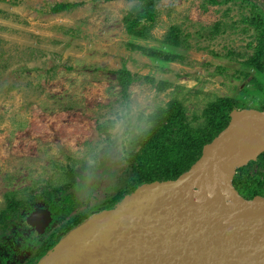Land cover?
I'll use <instances>...</instances> for the list:
<instances>
[{"label":"rangeland","instance_id":"rangeland-1","mask_svg":"<svg viewBox=\"0 0 264 264\" xmlns=\"http://www.w3.org/2000/svg\"><path fill=\"white\" fill-rule=\"evenodd\" d=\"M210 1L159 0L150 38L134 40L123 17L135 0H0V211L11 194L39 199L38 205L45 190L65 188L76 196L83 185L79 175H95L102 161L114 167L113 184L120 183L129 172V141L172 101L182 105L194 130L219 99L261 111L264 95L249 89L254 69L243 63L261 39L264 0ZM64 2L81 6L51 12ZM254 18L261 23H252ZM172 28L181 40L177 62L162 63L131 47L162 48ZM124 68L135 81L127 97L117 79ZM103 187L99 181L92 198L101 201ZM33 250L4 253L20 264Z\"/></svg>","mask_w":264,"mask_h":264},{"label":"water","instance_id":"water-1","mask_svg":"<svg viewBox=\"0 0 264 264\" xmlns=\"http://www.w3.org/2000/svg\"><path fill=\"white\" fill-rule=\"evenodd\" d=\"M264 154V111L235 110L201 158L73 229L39 264H264V198L234 188L239 168ZM49 213L32 224L42 233Z\"/></svg>","mask_w":264,"mask_h":264},{"label":"trees","instance_id":"trees-1","mask_svg":"<svg viewBox=\"0 0 264 264\" xmlns=\"http://www.w3.org/2000/svg\"><path fill=\"white\" fill-rule=\"evenodd\" d=\"M135 1L136 3L123 17L124 28L130 38L148 40L151 36L150 29L156 21V5L159 0ZM210 2L218 3L216 0ZM79 6H81L79 3L64 2L54 4L50 10L53 14H60L71 12ZM254 22L261 23L257 18L253 19L252 23ZM256 29L258 30L259 27L257 26ZM261 34L254 55L243 65L254 69V75L249 81L251 86L249 89L264 95V29ZM180 42L177 29L172 28L165 37L162 48L147 49L134 44L131 47L141 51L148 58L162 63H172L181 59V56L177 54ZM244 76L247 77L248 74ZM117 79L122 95L127 97L129 87L135 82L132 74L124 68L117 74ZM150 82L154 83V80ZM162 86L165 84H159L160 89H163ZM246 89L247 87L244 89L245 92ZM235 101L219 99L210 104L203 115L205 119L203 126L195 128L196 130L189 124L182 105L178 101H172L166 108H160L149 117L148 127L133 135L129 141L130 147L126 150L125 157L129 172L127 170L119 177L120 183L113 184L114 182L110 179L116 177L111 170L114 167L110 166V169L107 163L102 161L95 175L88 177L79 175L83 185L78 188L80 193L76 196L66 194L67 189L59 187L50 192L45 190L41 196L46 199L41 205L37 203L39 199L30 197L17 199L14 194L7 196L6 206L0 211V247L4 246L13 251L12 248L16 243L12 242L11 238L8 239L10 237L8 234L14 232L12 235L15 236V241L21 244V251L29 247L34 249L31 256L20 264H39L73 229L92 216L113 210L125 197L132 195L144 185L178 178L201 158L204 146L211 143L228 126L230 114L239 110ZM262 105L261 111L264 110V101ZM109 124L113 123L109 122ZM97 130L100 134L106 135L109 140L105 126H98ZM83 169L89 168L83 166ZM69 175L70 186H73L76 174L70 170ZM99 181L104 182L105 197L101 201L91 196ZM232 183L244 199L264 198V154L259 155L256 161H251L239 168ZM108 192L113 194L109 195ZM77 196H85V201L79 202ZM40 210L49 213L50 223L44 235H39L33 229L34 227L32 228V217ZM21 229H28L31 232L26 231L27 234L24 235ZM9 260L0 251V264H7Z\"/></svg>","mask_w":264,"mask_h":264},{"label":"flooded vegetation","instance_id":"flooded-vegetation-1","mask_svg":"<svg viewBox=\"0 0 264 264\" xmlns=\"http://www.w3.org/2000/svg\"><path fill=\"white\" fill-rule=\"evenodd\" d=\"M248 1H250V3H251V2L255 3L256 0H248ZM253 3H251V4H253ZM256 8H257V6H254L253 10H254V9L256 10ZM256 11H257V10H256ZM41 211H44V210H40V211H38V213H40ZM49 223H50V220H49ZM49 223H48V224H49ZM48 224H47V226H48ZM47 226H46V227H47ZM33 227H34V228H33ZM32 228H33V229H34L39 235L43 234L44 231H45V230H44L42 233H39V232L37 231L36 226H34V225L32 226ZM45 229H46V228H45ZM26 231L29 232V233L31 232L30 230L26 229V230H24V235L27 234ZM10 238H11L12 242L16 243V245L13 246V248H12L13 251L11 252L10 249L3 250V251H4V252H7L9 255L11 254V256H13V257H15V256H19L20 254H22V253L24 252L23 250H22V251L20 250V248H21V244H20L19 242H16V241H15V239H16L15 236L12 235V236H10L8 239H10ZM8 239H7V240H8ZM7 243H9V241H8ZM0 248H5V247L2 246V247H0ZM5 249H6V248H5ZM0 251H1V250H0ZM1 252H2V251H1ZM4 252H2V253L5 255V257H8V258L10 259L9 255L6 254V253H4ZM13 252H15V253H13ZM17 253H18V254H17ZM10 262H12V261L9 260V261H7L6 263H7V264H8V263L10 264Z\"/></svg>","mask_w":264,"mask_h":264}]
</instances>
